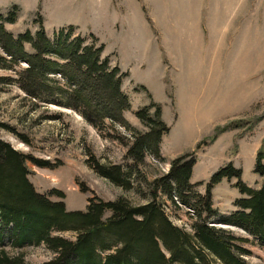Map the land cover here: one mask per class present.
<instances>
[{
  "label": "trees",
  "instance_id": "1",
  "mask_svg": "<svg viewBox=\"0 0 264 264\" xmlns=\"http://www.w3.org/2000/svg\"><path fill=\"white\" fill-rule=\"evenodd\" d=\"M19 12L17 5L0 11V70L15 73V78L0 75V88L17 86L36 107L73 110L106 137L119 140L127 147L129 165L101 164L94 156L87 164L114 185L134 190L146 158L164 160L161 145L170 127L163 119L161 104L142 87L150 103L134 113L146 127L139 131L125 117L131 110L130 98L123 91L128 75L103 57L105 47L94 34L74 37L77 28L70 25L55 31L50 39L41 23L35 34L26 31L15 36L6 25L16 23ZM117 126L131 133L130 144L107 133L110 129L116 132ZM233 128L230 124L218 128L200 145L213 143ZM0 130L12 132L1 122ZM28 162L53 168L49 160L15 150L0 138V248L5 240L14 249L44 244L55 257L43 264H251L245 259L250 240L222 226L243 229L264 245L263 146L255 163V173L263 179L258 189L243 181V169L233 163L219 168L208 182L192 184L197 163L193 151L173 159L169 172L149 183L147 203L134 206L124 198L104 201L93 197L86 211H70L64 201H53L50 195L38 192L29 178ZM225 179L236 180L234 186L242 197L233 202L235 210L229 214L216 209L213 201L214 188ZM203 185L204 194L195 190ZM57 194L65 198L63 193ZM164 202L193 211V234L170 220ZM55 232H73L76 237L69 239ZM0 264L29 263L23 255L11 257L1 249Z\"/></svg>",
  "mask_w": 264,
  "mask_h": 264
},
{
  "label": "rangeland",
  "instance_id": "2",
  "mask_svg": "<svg viewBox=\"0 0 264 264\" xmlns=\"http://www.w3.org/2000/svg\"><path fill=\"white\" fill-rule=\"evenodd\" d=\"M110 1L0 0V11H7L14 5L19 6L20 12L16 23L6 25L7 30L15 36L26 31L35 34L40 29L41 23L50 39L55 31L70 25L77 28L74 37L81 35L88 38L94 34L99 45L102 44L104 47L107 45L110 49H104L103 57H109L112 66L118 65L123 71L129 72V76L123 81V91L131 101V110L125 114L126 119L139 131H146V127L134 113L150 103L149 94L142 90V87L147 88L153 99L161 104L163 119L169 127H172L165 139L169 149L164 152L161 150L163 161L148 156L144 165L140 167L141 173L138 180H135V189L124 190L101 177L87 164L89 158L94 156L101 164L129 165L131 162L126 159L127 147L119 140L106 137V134L91 126L73 110L53 105L36 107L26 93L17 86L1 87L0 122L9 125L12 132L0 130V138L11 144L15 150L38 159L49 160L53 166V168H41L32 162L27 163L29 178L37 191L50 195L53 201H64L70 211H86L88 200L93 197H99L104 201L124 198L134 206L142 205L150 200L149 183L167 174L173 159L193 151L197 155L198 172L194 180H209L219 168L233 163L237 168L242 166L243 181L248 186L258 189L256 186L258 183L262 185L263 181L262 177L255 173L258 151L262 146L264 148L262 95L248 110L232 109L227 115L218 113L216 110L218 97L215 102H210L201 95L200 88L205 84V80L201 81L202 77L198 75L195 67L199 63V57L203 55H164V64H162V55H157L153 41H150L147 55H133L129 41L130 29L124 31L115 29V11L112 16L111 14L107 16ZM113 1L117 2L116 5H120L121 0ZM140 1L142 13L150 25L157 21V25L162 27L160 24L168 17L169 10H172V17L175 12L178 25L183 22L184 25L186 23L191 25L193 0ZM257 5L258 15L262 19L260 23L263 26L264 0H257ZM132 11L130 9L129 13ZM134 12L135 10L129 21L132 28L136 17ZM124 15L130 18L128 8ZM37 21L39 24L36 23ZM136 21L137 27L134 31L145 38L149 31L147 23H144L141 17H137ZM259 34L262 35L263 30H260ZM258 47L261 50L264 44L258 43ZM111 50H117L120 55L116 53L107 55ZM261 56L257 57L258 70L264 67V59H261ZM192 58L197 59L196 64L191 62ZM127 67L131 68V71ZM0 75L15 78L12 70H0ZM243 78L245 77L242 75L237 76V82ZM257 78V91L263 94L264 72L258 73ZM196 94L197 96L192 97ZM197 99L199 108L196 109L194 104ZM229 124L234 128L220 134L213 143L200 145L203 140L212 137L218 128ZM107 133H111L114 137H123L126 144L132 141L131 133L119 126L116 132L110 129ZM198 145L200 148H197ZM195 190L204 193L205 185L197 186ZM57 192L63 193L65 198H60ZM239 194L238 190H232V183L224 182L220 188L213 190L214 207L223 213H229L233 209L231 205L233 198L236 195L239 197ZM180 207L176 208L170 202L164 204L170 220L185 232L193 234L194 219L191 217L193 211L181 204ZM107 216H110V213ZM222 228L238 237L250 240L246 244L249 250V255L245 257L247 262L264 264V245L243 229L231 226H222ZM55 235L69 239L76 237L73 232H55ZM4 244L0 251L5 250L11 257L23 255L29 264H43L55 257V254L44 244L26 246L23 249L12 248L7 240Z\"/></svg>",
  "mask_w": 264,
  "mask_h": 264
},
{
  "label": "crops",
  "instance_id": "3",
  "mask_svg": "<svg viewBox=\"0 0 264 264\" xmlns=\"http://www.w3.org/2000/svg\"><path fill=\"white\" fill-rule=\"evenodd\" d=\"M109 3L107 16L109 17L110 14L112 16L115 11V29L121 31L130 29L129 41L133 55H147L150 41H153L157 55H162V64H164V55H203L199 57V63L195 67L198 75L202 77L201 81L205 80V84L200 88L201 95L203 99L210 102H215L218 97L216 109L218 113L227 115L232 109L245 111L257 103L261 95L264 98V91H262L263 94L257 91V74L264 72V67L258 70L256 64L258 55H262L261 59H264V48L259 50L258 47V43L264 44V23L261 26L262 19L258 15L257 0H193L190 26L187 23L184 25V22L179 26L175 19V12L172 17V10H169L168 17L160 24L162 27L157 25V21H154L153 25L149 24L150 22L142 13L140 0H121L119 6L113 0ZM126 8H128V16L131 15L130 18L124 15ZM130 9L135 10L134 28L129 22L133 13V11L129 13ZM137 17H141L149 27L145 38L134 31L137 27ZM111 22L113 23V17ZM260 30H263L262 35L259 34ZM105 47L106 50L109 49L107 45ZM113 53L120 55L117 50H111L107 55ZM191 62L196 64L197 59L192 58ZM128 69L131 71V68ZM122 72L129 76V72L123 70ZM239 75L245 78L237 82L236 77ZM198 103V99L195 100L194 108H199ZM168 134L163 137L161 145L163 152L169 149L165 141ZM196 169L197 164L193 169L191 183L208 181L207 179L194 180V177L198 176ZM224 182L232 183V190H238L234 186L235 179L223 180L214 190L220 188ZM256 187L260 188L261 185L258 183ZM240 197L241 194L236 199ZM235 198L231 202L233 209L229 213L235 210L233 206Z\"/></svg>",
  "mask_w": 264,
  "mask_h": 264
}]
</instances>
